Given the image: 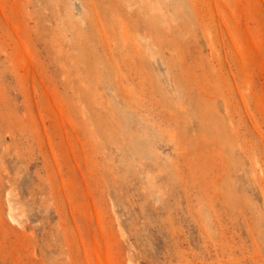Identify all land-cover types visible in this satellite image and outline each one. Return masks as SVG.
<instances>
[{
    "label": "rangeland",
    "instance_id": "obj_1",
    "mask_svg": "<svg viewBox=\"0 0 264 264\" xmlns=\"http://www.w3.org/2000/svg\"><path fill=\"white\" fill-rule=\"evenodd\" d=\"M0 264H264V0H0Z\"/></svg>",
    "mask_w": 264,
    "mask_h": 264
}]
</instances>
